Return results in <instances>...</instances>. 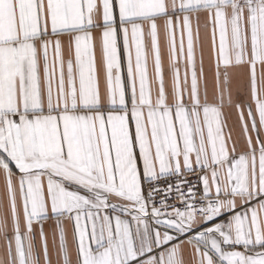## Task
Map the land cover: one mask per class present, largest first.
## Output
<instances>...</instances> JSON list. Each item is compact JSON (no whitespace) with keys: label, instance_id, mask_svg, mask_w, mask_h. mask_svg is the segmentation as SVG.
Masks as SVG:
<instances>
[{"label":"snow or ice","instance_id":"obj_1","mask_svg":"<svg viewBox=\"0 0 264 264\" xmlns=\"http://www.w3.org/2000/svg\"><path fill=\"white\" fill-rule=\"evenodd\" d=\"M0 264H264V0H0Z\"/></svg>","mask_w":264,"mask_h":264}]
</instances>
